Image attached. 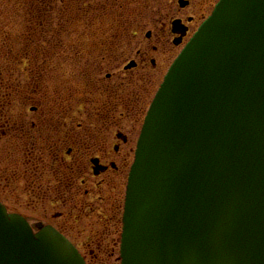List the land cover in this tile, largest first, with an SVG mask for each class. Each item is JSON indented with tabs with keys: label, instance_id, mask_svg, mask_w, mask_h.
Returning <instances> with one entry per match:
<instances>
[{
	"label": "water",
	"instance_id": "1",
	"mask_svg": "<svg viewBox=\"0 0 264 264\" xmlns=\"http://www.w3.org/2000/svg\"><path fill=\"white\" fill-rule=\"evenodd\" d=\"M0 203V264H85ZM122 264H264V0H221L171 66L127 186Z\"/></svg>",
	"mask_w": 264,
	"mask_h": 264
},
{
	"label": "flooded vegetation",
	"instance_id": "2",
	"mask_svg": "<svg viewBox=\"0 0 264 264\" xmlns=\"http://www.w3.org/2000/svg\"><path fill=\"white\" fill-rule=\"evenodd\" d=\"M173 2L174 6L165 7L161 18L162 28L166 25L163 19L170 18L169 30L164 28L163 32L164 36L168 34L165 41L169 40L173 49L165 46L161 36L154 38L152 30L137 38L131 31L133 24L127 27L126 23L114 36L86 42L84 37H96L98 27L85 20L87 31H82V6L73 7L78 27L69 30L63 26L69 24L67 16L72 7H62L60 14H69L60 15L61 23L52 26L57 18L51 15L54 6H24L23 21L9 32L15 46L11 54H6L12 60L11 109L0 114V135L7 127L32 167H15L10 182H21L25 177L27 185L37 184L52 195L59 194L56 198L62 200L66 192L80 196L84 191L87 196L85 182L96 184L92 178L104 175L113 202H118L122 186L120 217L114 211L111 218L112 234L117 228L121 235L127 176L144 117L161 83L157 85L163 66L160 62L174 52V46L184 43L190 26L206 16V0ZM88 10L85 8L84 12ZM89 27L94 30L88 31ZM64 33L67 36H62ZM35 44H44L43 51L36 52L32 48ZM51 45H59L61 52H52ZM62 60L66 69L53 80L51 93L50 64ZM70 202L77 207L82 200L76 201L74 196ZM60 215L63 216L58 226L46 224L70 240L65 233L69 215Z\"/></svg>",
	"mask_w": 264,
	"mask_h": 264
},
{
	"label": "rangeland",
	"instance_id": "3",
	"mask_svg": "<svg viewBox=\"0 0 264 264\" xmlns=\"http://www.w3.org/2000/svg\"><path fill=\"white\" fill-rule=\"evenodd\" d=\"M174 0H0V114L3 111H10V86L12 83L11 64L12 60L7 59L6 54H11L13 46L11 29L13 26H19V22L23 21L24 6L27 5H42L54 6L55 10L51 12L52 16H57L56 21L52 22V26H58L61 23V16L69 13H61L62 7H72V13L68 15V25H64L67 30L78 27L74 23V8L79 5L83 7L82 31L86 30L85 20L92 21L97 29L96 37L89 35L84 37L83 41L90 42L91 39L103 38L112 36L113 33L120 31V26L124 23L128 27L133 24L132 32L137 38H142L149 30H152L153 37L161 36L165 46L172 48L171 42L165 41V31L169 30V19H163L166 25L163 27L161 18L166 13V6H174ZM217 0H206V16L198 19L190 26L188 34L184 40L187 41L199 24L210 14ZM198 4V1L196 2ZM88 8V12L84 9ZM172 10V9H171ZM174 10H172L173 12ZM170 13V11H168ZM41 15V13H35ZM16 15L18 17H16ZM71 16V17H70ZM157 20V21H155ZM155 21V22H154ZM139 23V25H135ZM81 27V26H80ZM94 28H88V31ZM132 35V34H131ZM67 36V34H62ZM114 36V35H113ZM120 36V35H119ZM93 37V38H92ZM66 38V37H65ZM169 38V36H168ZM183 43V44H184ZM183 44H178L172 54L167 55L166 59L160 62L163 63L161 73L157 78V85L161 82V77L165 74L169 64L182 48ZM44 44H35L33 49L38 52L43 51ZM63 47V46H62ZM31 48V51H32ZM59 45H51L52 52H61ZM173 49V48H172ZM158 58H160L158 56ZM41 62V59L39 60ZM52 65V66H51ZM66 69L65 62L58 61L55 64H50L51 71V89L55 84L53 80ZM50 84V83H49ZM154 88V87H153ZM153 92V91H152ZM152 94V93H151ZM130 111V110H129ZM1 122V121H0ZM1 128V124H0ZM1 132V131H0ZM131 158V157H130ZM126 161L127 164L130 161ZM29 159V157H28ZM24 160V161H23ZM23 150L19 149L17 138H15L5 127V133L0 135V201L4 206L12 212L24 216L32 225L41 222L43 224L52 223L57 225L61 222V213L66 212L69 215L65 226V233L68 235L79 248L84 256L87 264H120L119 256V236L120 232L116 228V232L112 234L114 211L116 217H120V204L122 199V186L118 197V202H113L112 192L107 188L104 175L94 177L92 180L96 184L85 182L83 189H88V195L84 191L82 195L76 196L74 192H66L62 197L65 203L62 202L59 194H51L39 187L37 184L31 186L25 182V177L21 182H10V177L14 172L15 167L30 168L32 162L26 161ZM125 176V174H124ZM27 181V180H26ZM108 182V179H107ZM37 186V188L35 187ZM76 197V201L81 199L82 203L75 207L73 202L68 203L72 197ZM83 201L85 204H83ZM115 203V206H112ZM114 208V209H113ZM56 215H60L57 217ZM119 228V224H118Z\"/></svg>",
	"mask_w": 264,
	"mask_h": 264
}]
</instances>
